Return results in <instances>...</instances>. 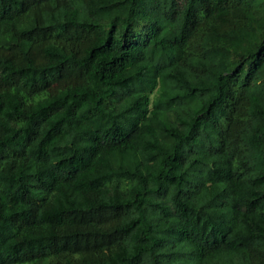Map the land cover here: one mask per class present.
I'll return each instance as SVG.
<instances>
[{
    "label": "trees",
    "instance_id": "1",
    "mask_svg": "<svg viewBox=\"0 0 264 264\" xmlns=\"http://www.w3.org/2000/svg\"><path fill=\"white\" fill-rule=\"evenodd\" d=\"M0 264H264V0H0Z\"/></svg>",
    "mask_w": 264,
    "mask_h": 264
}]
</instances>
